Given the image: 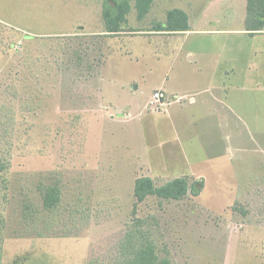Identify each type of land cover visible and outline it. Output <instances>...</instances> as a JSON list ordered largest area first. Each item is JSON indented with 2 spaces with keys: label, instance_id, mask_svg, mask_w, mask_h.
<instances>
[{
  "label": "rangeland",
  "instance_id": "1",
  "mask_svg": "<svg viewBox=\"0 0 264 264\" xmlns=\"http://www.w3.org/2000/svg\"><path fill=\"white\" fill-rule=\"evenodd\" d=\"M103 1L0 0L1 71L16 66L22 53L42 57L48 68L46 96L28 118L34 125L28 143L11 157L3 264L112 263L135 220L139 235L173 264H264V38L251 41L254 59L249 39L237 47L240 73L248 57L254 64V88L237 94L248 118L218 134L200 131L203 151L188 138L186 161L197 163L187 166L163 108L150 104L167 74L157 55L169 39L127 33L164 23L173 9L194 24L213 0H153L141 20L130 0L127 36H103ZM112 81L124 90L113 93ZM116 104L128 107L124 119ZM142 176L156 186L185 176L203 188L178 201L136 203L134 181ZM42 184L61 189L54 211L42 206Z\"/></svg>",
  "mask_w": 264,
  "mask_h": 264
},
{
  "label": "crops",
  "instance_id": "2",
  "mask_svg": "<svg viewBox=\"0 0 264 264\" xmlns=\"http://www.w3.org/2000/svg\"><path fill=\"white\" fill-rule=\"evenodd\" d=\"M246 5L247 0H213L195 15L194 24L186 14L189 30L184 32L155 33L147 30H130L129 33L127 31L112 34L116 36L132 34L129 37L164 36L169 39L170 45L167 51L163 50L157 55V60L160 61L162 57L167 62V74L163 77L161 86L153 92L162 91L165 95V102L160 108H163L168 119L169 130L178 136V139L175 138L177 149L183 152L187 166H191L193 162L197 163L195 158L197 154H192V158H195L192 162L188 159L186 161L184 151L188 138H190L188 141L196 142L199 151H203L201 143L199 144L200 131H204L207 136L218 134L224 126L230 127L241 118H248L245 112H240V100L237 94L240 91L249 94L254 88L252 86L251 89L249 86L252 63L248 57L243 72L240 73L239 52L249 39L247 53L250 52L254 59L255 48L252 47L251 41L258 36L264 38V28L254 35H249L245 30ZM102 34L111 36L105 32ZM239 38H242L241 45H234L235 39L241 40ZM238 46H241L240 50H237ZM110 84V90L115 94L125 88L116 81ZM127 90L129 93L134 91L129 88ZM101 94L103 100V89ZM184 99L187 101L182 102ZM249 101V97H246V102ZM116 106L117 114L123 113L119 118L124 119V112L128 111V107H120L118 104ZM106 118L103 116L104 120ZM183 141L186 142L184 147Z\"/></svg>",
  "mask_w": 264,
  "mask_h": 264
},
{
  "label": "trees",
  "instance_id": "3",
  "mask_svg": "<svg viewBox=\"0 0 264 264\" xmlns=\"http://www.w3.org/2000/svg\"><path fill=\"white\" fill-rule=\"evenodd\" d=\"M153 0H134L137 19L141 20L149 12ZM131 10L130 0H104L102 4V19L104 32L119 34L126 32L127 14ZM244 28L249 35L263 31L264 0H247ZM189 30L188 17L179 9L168 11L164 23L152 26L147 32H184ZM11 47V45L9 46ZM28 55V54H27ZM24 53L19 56L16 66L3 73L0 68V264H3V241L5 220L3 208L8 203V173L11 167V157L14 151L24 148L29 140V132L34 125L28 118L37 114L40 103L45 98L42 81L47 74L45 59L30 58ZM39 58V59H38ZM43 60V62H42ZM57 68H60L57 65ZM49 74V73H48ZM202 183H189L188 177L174 178L161 186L148 176H142L134 181L133 196L136 203L143 202L148 197L163 200H181L188 193L198 196ZM42 194L44 210L54 211L61 203V189L55 185H39ZM140 221L135 220L122 241L119 243V253L115 262L104 263L90 261L88 264H173L168 257H160L155 246L148 238L139 235ZM141 236V237H140ZM28 259L14 260L12 264H25Z\"/></svg>",
  "mask_w": 264,
  "mask_h": 264
},
{
  "label": "built area",
  "instance_id": "4",
  "mask_svg": "<svg viewBox=\"0 0 264 264\" xmlns=\"http://www.w3.org/2000/svg\"><path fill=\"white\" fill-rule=\"evenodd\" d=\"M165 101V95L162 91H155L151 96L150 104L156 106L163 105Z\"/></svg>",
  "mask_w": 264,
  "mask_h": 264
}]
</instances>
